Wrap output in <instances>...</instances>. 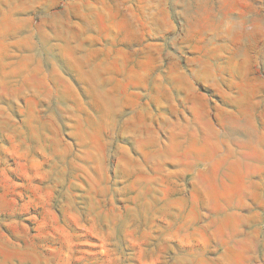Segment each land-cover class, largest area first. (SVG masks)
I'll list each match as a JSON object with an SVG mask.
<instances>
[{
	"label": "rangeland",
	"instance_id": "rangeland-1",
	"mask_svg": "<svg viewBox=\"0 0 264 264\" xmlns=\"http://www.w3.org/2000/svg\"><path fill=\"white\" fill-rule=\"evenodd\" d=\"M0 264H264V0H0Z\"/></svg>",
	"mask_w": 264,
	"mask_h": 264
}]
</instances>
